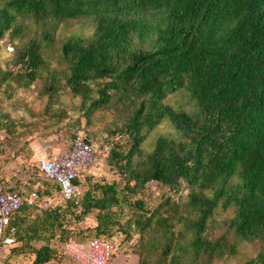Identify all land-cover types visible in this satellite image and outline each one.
Segmentation results:
<instances>
[{"label":"trees","instance_id":"trees-1","mask_svg":"<svg viewBox=\"0 0 264 264\" xmlns=\"http://www.w3.org/2000/svg\"><path fill=\"white\" fill-rule=\"evenodd\" d=\"M76 20L92 21L93 32H79ZM6 43L13 52L0 60V99L39 82L47 100L41 110L27 106L30 122L0 104L10 136L0 155L22 128L43 124V141L57 147L84 129L91 144L104 134L117 174L81 172L83 195L68 200L36 157L43 187L12 184L0 170L24 200L10 216L14 254L64 264L71 240L121 236L127 247L117 244L113 259L214 264L246 239L259 250L243 264H264V0H0V56ZM178 91L193 110L165 102ZM165 119L177 134L144 150ZM54 190L64 203H52ZM220 208L233 215L218 222Z\"/></svg>","mask_w":264,"mask_h":264},{"label":"rangeland","instance_id":"rangeland-1","mask_svg":"<svg viewBox=\"0 0 264 264\" xmlns=\"http://www.w3.org/2000/svg\"><path fill=\"white\" fill-rule=\"evenodd\" d=\"M77 29L79 32L84 33L85 35H90L93 32L94 23L92 21H84V20H76L75 22ZM13 52V45L11 43H6V48L3 49L0 60L4 63L6 59L11 56ZM41 83L37 82L31 88H17L14 92L12 98H8L7 95L3 96L4 101L0 99V104L4 106V110L10 112L13 118L20 119L23 115L26 117V120L30 122L31 117L27 112V106L32 107L36 110L43 109L47 97L42 96L40 94ZM2 95V94H1ZM187 95H185L182 91H178L170 94L165 102L171 103L174 107H180L184 105L189 110H193L194 104H192L188 99H186ZM68 98V97H67ZM76 111L73 112L75 114ZM42 125L31 126V129L22 128L23 133L22 136L13 140V142L3 141L4 144V152L0 155V170L5 178L11 182L12 184L21 185L24 184L27 180H37L35 187H43L45 185V177L41 175L36 170L35 156L31 152V146L33 143L42 142L44 138L41 137V133H46ZM83 135L86 134V131L83 129L81 132ZM177 129L170 119H165L161 122L155 129L148 133L147 138L143 144V149L146 151H152L156 146L158 139L162 136L176 135ZM9 138L10 136L7 134L5 129L0 127V139ZM66 140V139H65ZM104 142V134L100 133L98 135L97 141L94 142V146L96 148V159L89 169V173L95 175L96 178H104L113 179L117 176L112 170H110L109 165L107 164V149H102V145ZM32 143V144H31ZM67 146L69 141L66 140ZM60 146H64L61 144ZM30 182V181H29ZM34 186V185H33ZM82 187V186H81ZM83 188V187H82ZM154 186H152V190ZM53 204H61L64 203L63 198L59 191L54 190ZM233 215L232 210L225 211L223 208L219 209V213L216 218L218 222L223 221L225 218L231 217ZM221 230H218L220 232ZM124 245L123 237L119 236L114 245L117 248V244L120 246ZM127 247V245H124ZM62 248H64L62 246ZM5 247L3 248L2 256L6 253ZM259 250V246H257L254 242L252 243L246 239H240L238 245V254L235 256L225 258L223 260H217L214 264H243L247 258L255 256ZM121 249H117L116 253L119 255L121 253ZM11 248L8 249V254L11 257ZM122 257V255L120 256ZM20 264H31L32 260L30 257H25V255L20 256L18 258ZM124 260V259H123ZM124 262V261H123ZM126 263V262H125ZM127 263L128 260H127ZM64 264H83L82 262L75 261L72 257H68Z\"/></svg>","mask_w":264,"mask_h":264},{"label":"built area","instance_id":"built-area-1","mask_svg":"<svg viewBox=\"0 0 264 264\" xmlns=\"http://www.w3.org/2000/svg\"><path fill=\"white\" fill-rule=\"evenodd\" d=\"M96 159L94 144L86 141L84 135H78L73 142L70 151L55 153L50 147H43L38 156L39 166L46 178L51 182L59 183L62 195L65 199H77L83 195V188L76 184L75 180L83 171L89 170ZM39 198L37 192L31 194V203ZM24 204L19 192L7 191L6 185L0 180V257L3 245L16 243V228L10 229L11 215ZM48 207L49 203L41 204ZM74 244V243H73ZM69 245L68 248L73 246ZM77 256L82 258L85 264H120L113 259L115 245L101 238L93 239L87 246H73ZM72 250V251H73Z\"/></svg>","mask_w":264,"mask_h":264},{"label":"crops","instance_id":"crops-1","mask_svg":"<svg viewBox=\"0 0 264 264\" xmlns=\"http://www.w3.org/2000/svg\"><path fill=\"white\" fill-rule=\"evenodd\" d=\"M57 142L58 141H55V140H51V141H46L45 140V142L44 141H42V142H38V143H36V144H34V154H35V157H36V159L38 158V156H39V154L41 153V150L43 149V147H50L51 148V151L52 152H55V153H60V152H63V151H70L71 150V148H72V146H73V143H71V144H68V146H67V144L65 143H63V147L62 146H55V144H57ZM53 148V149H52ZM54 148H57V150H54ZM52 183H55V182H52ZM37 200H39V198L37 199ZM44 201H46V202H48L46 199H41L40 200V205L42 204V202H44ZM35 202H37L36 200H35ZM48 203H50V202H48ZM16 234V233H15ZM16 238V237H15ZM97 238V237H96ZM95 239V238H94ZM18 242L16 241V243L15 244H17ZM71 243L73 244V246H76V247H78V246H81V248L82 247H84V246H87L88 244H81V243H77L76 241H74V240H71L70 241V246H71ZM14 245V244H13ZM38 247H40L41 246V244H36ZM72 246V247H73ZM6 248L5 249V251H6V253L4 254V256H2V253H3V251L1 252V257H0V264H20V261H19V259L18 258H20V256H22V255H16V254H14L13 252L11 253V257L9 256V254H8V249L9 248H11V245H3L2 246V250H3V248ZM68 248V253L71 255V257L75 260V261H79V262H82L83 264H85L84 263V261H83V259L82 258H80V257H78L77 256V252H74V250H73V248ZM73 250V251H72ZM12 251V250H11ZM25 257H30L31 258V260H32V263H33V260H34V256H29V255H25ZM115 261H117L118 263H120V264H128L127 263V260H123V258L122 257H117L116 259H115ZM124 261V262H123ZM126 262V263H125ZM31 263V264H32ZM130 264V263H129Z\"/></svg>","mask_w":264,"mask_h":264}]
</instances>
